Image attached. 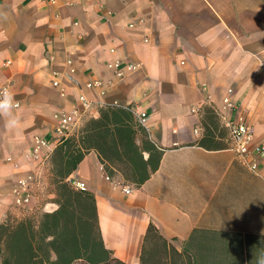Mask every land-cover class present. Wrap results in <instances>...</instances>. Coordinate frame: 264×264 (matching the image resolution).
I'll list each match as a JSON object with an SVG mask.
<instances>
[{
  "label": "crops",
  "instance_id": "1",
  "mask_svg": "<svg viewBox=\"0 0 264 264\" xmlns=\"http://www.w3.org/2000/svg\"><path fill=\"white\" fill-rule=\"evenodd\" d=\"M114 58L138 67L113 82ZM92 80L113 82L107 104L146 112L143 129L161 152L140 186L117 171L108 177L94 150L70 175L95 196L111 258L264 264V164L252 173L229 149L200 147L203 112H192L208 104L246 122L254 143L264 141V0H0V88L13 93L21 119L9 132L0 118V224L17 213L12 189L30 172L33 137H50L56 116L78 106L80 94L98 99L84 87ZM227 94L231 109L223 108ZM106 108L84 115L72 138ZM150 224L159 238L144 244Z\"/></svg>",
  "mask_w": 264,
  "mask_h": 264
},
{
  "label": "trees",
  "instance_id": "2",
  "mask_svg": "<svg viewBox=\"0 0 264 264\" xmlns=\"http://www.w3.org/2000/svg\"><path fill=\"white\" fill-rule=\"evenodd\" d=\"M202 112L204 133L199 146L206 150L228 148L227 142L216 141L214 111L204 107ZM90 150L97 152L108 177L117 171L135 186L150 178L161 157L130 113L110 106L101 110L99 119L86 122L78 138H70L54 150L51 174L56 210L42 214L37 223L24 219L0 224V264H120L104 247L94 194L86 189L76 191L66 182ZM115 164L121 167L115 168ZM158 238L150 224L144 244Z\"/></svg>",
  "mask_w": 264,
  "mask_h": 264
},
{
  "label": "built area",
  "instance_id": "3",
  "mask_svg": "<svg viewBox=\"0 0 264 264\" xmlns=\"http://www.w3.org/2000/svg\"><path fill=\"white\" fill-rule=\"evenodd\" d=\"M114 53V49L110 50ZM57 66V64H54ZM138 66L132 63H124L120 59H111L107 64V69L113 76V82L121 80L125 71L135 70ZM71 70L70 72H72ZM52 86H59V73L52 71ZM103 82L102 80H92L86 82L84 87L89 91L96 92L98 99L88 98L84 94L78 96V106H75L69 111L61 112L56 116V124L52 130L50 137L36 135L33 137V146L29 154L26 155V161L31 167L30 172L17 180L12 189L13 207L17 213L32 214L40 208V195L39 192L43 189L45 175L49 173L51 166V158L57 146L61 145L64 141L72 138L73 130L76 128L78 122L84 115H91L92 111L99 110L105 107H117L124 109L132 114L137 124L148 131L147 120L148 115L146 112L138 111L133 104L122 105L117 102L107 104L104 98L108 89L113 83ZM4 88V87H1ZM230 90H228V94ZM223 99L224 109L233 107L229 98ZM203 104L194 106L192 112L200 115L202 112ZM216 112V111H215ZM217 113V112H216ZM218 115V114H217ZM223 127L227 132L228 148L236 157V160L252 173H257L261 164H264V141L254 143L253 132L251 127L244 121L233 122L228 119L223 112L219 114ZM108 179V178H106ZM66 182L68 185L76 190H85L82 182L69 177ZM122 190L129 194L132 192V187L123 185ZM50 200H46L43 206V211L53 212L56 210L57 205L51 201L53 194H48Z\"/></svg>",
  "mask_w": 264,
  "mask_h": 264
},
{
  "label": "rangeland",
  "instance_id": "4",
  "mask_svg": "<svg viewBox=\"0 0 264 264\" xmlns=\"http://www.w3.org/2000/svg\"><path fill=\"white\" fill-rule=\"evenodd\" d=\"M206 107L213 110L214 115L216 117V120H215L216 121L215 126H217V130L215 131L216 141L223 142L224 144H226L227 139H228L227 132H226L225 128L222 126L220 117L217 115L215 110L210 105L207 104ZM201 120L203 121V117L201 118ZM86 122H88V121L85 120L83 122V125L78 129L79 131L82 130L81 128L86 124ZM203 133H204V131H203ZM51 168H52V163L50 166L49 173H47L45 175L43 189L39 192V195H40V208H39V210H37L36 212L34 211L32 214H23V215L21 213H11L10 215H8V218L6 219V221H8L9 223H12V224H16L17 222L24 220V219H31L32 221H34L36 223L41 220L42 214L45 213V211H43V209H42L44 206V203L46 200H50L47 197V195L48 194H54V192H55V188H54L55 186H54V181H53L52 174H51ZM54 198H55V195H53L52 200H55ZM76 264H83V263L78 262Z\"/></svg>",
  "mask_w": 264,
  "mask_h": 264
},
{
  "label": "clouds",
  "instance_id": "5",
  "mask_svg": "<svg viewBox=\"0 0 264 264\" xmlns=\"http://www.w3.org/2000/svg\"><path fill=\"white\" fill-rule=\"evenodd\" d=\"M19 103L13 93L7 88H0V118H3L4 127L9 132H16L21 128Z\"/></svg>",
  "mask_w": 264,
  "mask_h": 264
}]
</instances>
